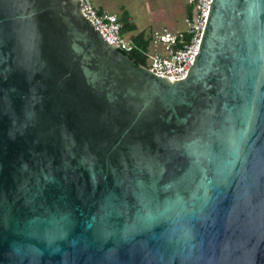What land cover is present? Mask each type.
Here are the masks:
<instances>
[{
  "label": "water",
  "instance_id": "water-1",
  "mask_svg": "<svg viewBox=\"0 0 264 264\" xmlns=\"http://www.w3.org/2000/svg\"><path fill=\"white\" fill-rule=\"evenodd\" d=\"M210 1L170 81L0 0V264H264V0Z\"/></svg>",
  "mask_w": 264,
  "mask_h": 264
},
{
  "label": "built area",
  "instance_id": "built-area-1",
  "mask_svg": "<svg viewBox=\"0 0 264 264\" xmlns=\"http://www.w3.org/2000/svg\"><path fill=\"white\" fill-rule=\"evenodd\" d=\"M210 0H187L194 10L190 18L184 20L186 29L174 34L167 29L155 30L149 36L145 50L147 66L145 68L154 76L170 81H178L185 77L201 33L204 28ZM78 8L82 17L92 26L102 40L122 54L140 52L141 48L124 38L120 32V24L113 14L98 12L91 0H78ZM193 15V16H192Z\"/></svg>",
  "mask_w": 264,
  "mask_h": 264
},
{
  "label": "rangeland",
  "instance_id": "rangeland-1",
  "mask_svg": "<svg viewBox=\"0 0 264 264\" xmlns=\"http://www.w3.org/2000/svg\"><path fill=\"white\" fill-rule=\"evenodd\" d=\"M95 8L119 17L125 11L134 31L123 33L124 38L136 31L145 37L155 30L167 29L177 34L186 29L187 0H91ZM148 62V61H147ZM146 62V66H147Z\"/></svg>",
  "mask_w": 264,
  "mask_h": 264
},
{
  "label": "trees",
  "instance_id": "trees-1",
  "mask_svg": "<svg viewBox=\"0 0 264 264\" xmlns=\"http://www.w3.org/2000/svg\"><path fill=\"white\" fill-rule=\"evenodd\" d=\"M98 12H102L99 8L97 9ZM192 11V6L187 4L186 6V18H190ZM118 22L120 24V32L123 34L125 32L134 31L135 27L128 21V15L125 11H123L119 17H117ZM130 40L133 41L137 47L141 48L144 51V54L140 52H132L126 55L135 65L138 66H146V55L145 50L147 49L149 43V36L145 37L143 32L133 33L129 36Z\"/></svg>",
  "mask_w": 264,
  "mask_h": 264
},
{
  "label": "crops",
  "instance_id": "crops-1",
  "mask_svg": "<svg viewBox=\"0 0 264 264\" xmlns=\"http://www.w3.org/2000/svg\"><path fill=\"white\" fill-rule=\"evenodd\" d=\"M102 11V10H101ZM103 12V11H102ZM128 21H129V18H128ZM134 33H136V31L134 32Z\"/></svg>",
  "mask_w": 264,
  "mask_h": 264
},
{
  "label": "flooded vegetation",
  "instance_id": "flooded-vegetation-1",
  "mask_svg": "<svg viewBox=\"0 0 264 264\" xmlns=\"http://www.w3.org/2000/svg\"><path fill=\"white\" fill-rule=\"evenodd\" d=\"M192 9H193V7H192ZM192 12V11H191Z\"/></svg>",
  "mask_w": 264,
  "mask_h": 264
}]
</instances>
